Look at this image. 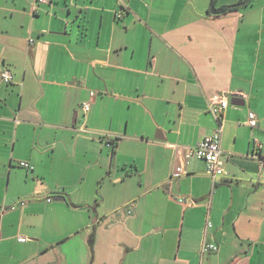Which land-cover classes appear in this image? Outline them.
<instances>
[{
	"label": "crops",
	"instance_id": "0c3cea01",
	"mask_svg": "<svg viewBox=\"0 0 264 264\" xmlns=\"http://www.w3.org/2000/svg\"><path fill=\"white\" fill-rule=\"evenodd\" d=\"M243 1L0 0V264H264V0L211 11Z\"/></svg>",
	"mask_w": 264,
	"mask_h": 264
},
{
	"label": "built area",
	"instance_id": "2783aa9c",
	"mask_svg": "<svg viewBox=\"0 0 264 264\" xmlns=\"http://www.w3.org/2000/svg\"><path fill=\"white\" fill-rule=\"evenodd\" d=\"M48 0H33L32 9L35 10L37 7V4L47 2ZM125 4V2H124ZM122 4L123 6H125ZM122 9L119 10L117 16L122 17L123 16ZM33 43V40H31ZM2 77L4 81L10 82L12 80V75L8 69H4L2 71ZM95 96V92H91V97ZM229 105V98L227 96H220L219 94L213 96L210 99L209 103V112L218 120V125L215 128V130L208 135H205L196 146L191 147L186 154L187 158L189 157H196L199 159H203L206 163V172L209 174L212 178L217 179L218 177L222 176L224 174V162L222 160V153L223 150L221 148V139H222V131H223V124H222V117L224 114L225 109ZM82 110L84 114H87L91 109V101L83 102L82 104ZM246 124L250 125L252 128H255L258 126L259 119L255 111L250 110L248 112V118L245 122ZM85 125V124H84ZM82 125L80 127V130L85 131V126ZM103 135L107 138H109L110 134L103 133ZM102 136V135H101ZM255 149L253 156L254 157H260L259 150L263 147L262 142L255 138ZM113 145V144H112ZM20 164L27 168L28 170H33L34 166L28 162V161H22ZM261 167H264V160H261ZM184 171V169L179 166L176 169V172L174 174L175 177H179L181 173ZM49 200H52V198H49ZM27 201L22 200L19 205H25ZM17 204H11V205H0V220L2 219L3 215L8 211L9 209H16ZM211 226V223H208V227ZM20 240H25L26 236H20ZM211 251H219V245L215 242H204L202 245V252H211Z\"/></svg>",
	"mask_w": 264,
	"mask_h": 264
},
{
	"label": "trees",
	"instance_id": "16d2710c",
	"mask_svg": "<svg viewBox=\"0 0 264 264\" xmlns=\"http://www.w3.org/2000/svg\"><path fill=\"white\" fill-rule=\"evenodd\" d=\"M238 6H239V4L226 5V6H223L221 8H215L214 7V10L216 11L217 14H222V13H227V12H230V11H234V10H236L238 8Z\"/></svg>",
	"mask_w": 264,
	"mask_h": 264
},
{
	"label": "water",
	"instance_id": "95a60500",
	"mask_svg": "<svg viewBox=\"0 0 264 264\" xmlns=\"http://www.w3.org/2000/svg\"><path fill=\"white\" fill-rule=\"evenodd\" d=\"M249 0H244L243 2H241L239 5L245 4L247 3ZM211 11H214V5L211 6Z\"/></svg>",
	"mask_w": 264,
	"mask_h": 264
}]
</instances>
